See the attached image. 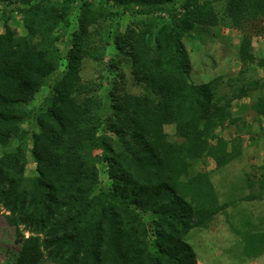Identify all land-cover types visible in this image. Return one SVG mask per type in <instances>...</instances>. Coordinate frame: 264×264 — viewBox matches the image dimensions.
<instances>
[{"label":"trees","instance_id":"trees-1","mask_svg":"<svg viewBox=\"0 0 264 264\" xmlns=\"http://www.w3.org/2000/svg\"><path fill=\"white\" fill-rule=\"evenodd\" d=\"M77 1L0 0V206L20 242L14 264H197L183 236L226 205L210 173L195 165L207 157L220 168L239 152L217 129L237 124L240 115L212 84L192 82L184 43L195 24L215 20L211 4L217 0H107L140 15L172 5L168 21L144 34L146 42L132 29L115 37L137 82H155L167 93L157 105L124 92V77L111 81L106 95L83 79L84 57L97 51L89 45L88 26L103 12L99 2L81 0L82 15L73 23ZM225 1L242 30L241 62L251 63L256 59L245 29L264 19V0ZM15 13L25 33L8 24ZM63 26L74 28L66 55L55 45V29ZM118 63L113 59L111 68ZM257 63L264 66V58ZM253 88L240 85L238 96ZM250 109L264 118V92ZM171 123L175 138L164 129ZM29 151L33 176L25 173ZM101 162L108 167L107 187ZM256 184L264 190V164L248 180Z\"/></svg>","mask_w":264,"mask_h":264},{"label":"rangeland","instance_id":"rangeland-1","mask_svg":"<svg viewBox=\"0 0 264 264\" xmlns=\"http://www.w3.org/2000/svg\"><path fill=\"white\" fill-rule=\"evenodd\" d=\"M95 1L100 3L103 14L95 25L88 26L89 45L97 51L91 50L92 55L84 57L83 79L101 85L99 93L106 95L112 87L111 81L124 77L127 82L124 92L137 95L140 99L147 97L148 103L159 104L167 93L160 91L155 82H137L130 58L118 54L116 50L115 37L132 29L140 40L145 41L144 34L148 29L153 27L156 30L168 21V10L172 5L168 4L164 11L154 9L151 15H140L131 11L122 12L107 0ZM82 3L79 0L72 6L73 23L76 16L82 15ZM106 10H118L119 14L110 17ZM227 11L225 0L212 1L211 19L214 17L215 20L195 24L185 36L184 43L191 62L192 82L212 84L215 95L224 97V102L229 98L232 111L240 115L237 124L217 129L221 136L235 140L239 152L236 158L220 168L212 158L207 157L195 165L196 169L210 173L219 203L226 206L204 225L192 227L183 238L194 249L197 264H264V190L257 184L248 185V180L256 179L264 164V118L250 109L251 102L264 92V66L257 63L258 59L264 58V19L246 25L245 30L252 37V55L256 59L246 64L240 58L242 30L233 25ZM153 20L157 22L156 26H153ZM8 24L19 33H25L19 14L15 13ZM4 30L0 18V32ZM73 30V26L55 29V45L63 55L72 48ZM113 59L121 60L118 69L111 68ZM61 71L62 67L58 72ZM164 76L158 78L161 84L164 83ZM246 82L256 88L249 91L248 96L239 97L238 87ZM164 129L175 138L174 124H167ZM2 150L0 145V155ZM98 166L101 184L107 187L110 183L108 167L102 162ZM25 173L29 176L36 174V162L30 151L27 153ZM7 213L4 206H0V264H14L20 250L16 228L8 223Z\"/></svg>","mask_w":264,"mask_h":264}]
</instances>
